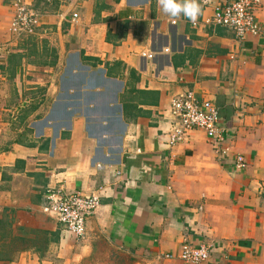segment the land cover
<instances>
[{
  "label": "crops",
  "instance_id": "0c3cea01",
  "mask_svg": "<svg viewBox=\"0 0 264 264\" xmlns=\"http://www.w3.org/2000/svg\"><path fill=\"white\" fill-rule=\"evenodd\" d=\"M11 1L0 0V264H85L100 241L139 264H186L185 243L209 247L201 264H264V39L202 25L213 6L193 28L157 0H24L50 56L5 86L26 43L8 32ZM186 91L218 109L220 154L199 130L168 147L170 102ZM47 188L103 189L83 240L41 213Z\"/></svg>",
  "mask_w": 264,
  "mask_h": 264
},
{
  "label": "built area",
  "instance_id": "2783aa9c",
  "mask_svg": "<svg viewBox=\"0 0 264 264\" xmlns=\"http://www.w3.org/2000/svg\"><path fill=\"white\" fill-rule=\"evenodd\" d=\"M202 8L213 6L212 15L204 18L201 23L211 28H223L232 33L235 40L243 42L247 37L264 39V21H258L256 13L260 9L259 0H229L222 5H216L213 0H199ZM11 17L8 32L15 43L35 37L40 28L41 14L24 0H12L10 3ZM73 20L77 19L74 14ZM199 23H192L198 28ZM150 59L151 55L148 56ZM170 124L167 133V145L172 147L186 142L193 131H202L212 142L217 154H220L224 141V132L219 126V112L215 105L205 99L198 100L195 93L186 91L173 98L170 102ZM236 167L245 168L242 157L236 158ZM98 168H101L98 165ZM98 189L89 196L77 193H66L62 188H47L43 194L41 213L52 218L61 226L73 241H81L86 234V223L92 218L100 206ZM209 247L205 245H182L178 258L186 264H201L209 258ZM170 259V255H165Z\"/></svg>",
  "mask_w": 264,
  "mask_h": 264
},
{
  "label": "rangeland",
  "instance_id": "374dc122",
  "mask_svg": "<svg viewBox=\"0 0 264 264\" xmlns=\"http://www.w3.org/2000/svg\"><path fill=\"white\" fill-rule=\"evenodd\" d=\"M44 1V0H43ZM42 4V3H41ZM44 6L39 5L38 9L41 10L43 9ZM22 43V42H19ZM27 43V42H26ZM33 50L30 51H25L24 55L26 56L24 61L29 64L31 67L34 66L32 64H37V65H45V62L47 60L46 57L50 56V52L46 49H41L40 51H38V49L36 48V45H34V48H32ZM7 69V78L5 79V86H19V82L17 79L15 81V72L18 70V67H21L22 65H24V63H22V59H19L18 56H14L13 58H11L10 63ZM3 68V67H1ZM1 71V69H0ZM2 72V71H1ZM26 72V70H25ZM30 72V70H29ZM39 74H41L40 71ZM29 77V76H27ZM31 78V76H30ZM2 82H0V87ZM4 86V87H5ZM2 91V87L0 89ZM1 96V94H0ZM12 102L16 103L18 105L19 102V98H18V94L13 95L12 96ZM16 105V106H17ZM5 119L4 116V112L0 110V136H1V126L3 124V120ZM1 145V142H0ZM1 147V146H0ZM97 249L95 250V252L93 253L92 257L87 260L85 262V264H139L138 261L136 259H132L130 256L128 255H124L121 253L116 252L115 250L111 249L109 247V245H107L106 243H103L100 241L99 244H97Z\"/></svg>",
  "mask_w": 264,
  "mask_h": 264
},
{
  "label": "clouds",
  "instance_id": "9594fccd",
  "mask_svg": "<svg viewBox=\"0 0 264 264\" xmlns=\"http://www.w3.org/2000/svg\"><path fill=\"white\" fill-rule=\"evenodd\" d=\"M163 13L173 18L183 15L195 23L202 15L203 9L199 0H157Z\"/></svg>",
  "mask_w": 264,
  "mask_h": 264
},
{
  "label": "trees",
  "instance_id": "16d2710c",
  "mask_svg": "<svg viewBox=\"0 0 264 264\" xmlns=\"http://www.w3.org/2000/svg\"><path fill=\"white\" fill-rule=\"evenodd\" d=\"M34 38H28L27 40L23 41L22 43H25L24 45H21V47H18V51H16L15 53H12L11 56L9 57V63H10V60L11 58H13L14 56H18L19 59H22V63L24 62V59H25V51H30V50H33L32 48H34V42L31 41L33 40ZM23 50L24 52L23 53H20V50ZM32 65H37V64H32ZM11 66V65H9ZM9 222L6 221V219L3 220L0 219V240H2L4 238L3 234H5V231H7V228L9 227ZM4 254L0 253V256H3Z\"/></svg>",
  "mask_w": 264,
  "mask_h": 264
}]
</instances>
